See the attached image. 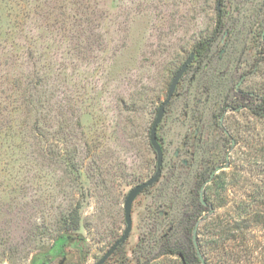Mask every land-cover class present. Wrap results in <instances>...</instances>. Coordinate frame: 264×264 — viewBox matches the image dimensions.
<instances>
[{
    "label": "rangeland",
    "instance_id": "rangeland-1",
    "mask_svg": "<svg viewBox=\"0 0 264 264\" xmlns=\"http://www.w3.org/2000/svg\"><path fill=\"white\" fill-rule=\"evenodd\" d=\"M263 29L264 0H0V264H33L61 235L46 264H97L121 238L191 54L156 129L161 176L102 264H200L190 223L206 264H264Z\"/></svg>",
    "mask_w": 264,
    "mask_h": 264
},
{
    "label": "water",
    "instance_id": "water-1",
    "mask_svg": "<svg viewBox=\"0 0 264 264\" xmlns=\"http://www.w3.org/2000/svg\"><path fill=\"white\" fill-rule=\"evenodd\" d=\"M264 36V29L262 32V38ZM194 55L191 54L190 57L180 66V68L176 71L175 75L173 76L168 92H167V98L165 99V101L159 106L156 116L151 124V128L149 131V143L153 149V151L155 152V156H156V166H155V172L154 174L145 182L134 186L127 194L125 200H124V204H123V212H124V222H125V229L123 232V235L121 236V238H119L114 244L113 246L106 252V254L98 261L97 264H102L107 257L115 250V248L118 245H122L126 238L129 236V233L131 231V206H132V202L134 201V199L146 188H149L151 186H153L158 179L161 176L162 173V165H163V153H162V149L157 141V135H156V129L158 124L161 122L163 114H164V108L165 106L168 104L169 100L171 99L176 85L178 83V81L180 80V78L182 77V75L185 73L187 66L189 65V63H191V61L193 60ZM243 78H241V80L237 83L236 85V90L238 89V86L241 84ZM226 136H229V133L227 131H224ZM235 142L234 140H231V146L234 147ZM228 160V156H226V163L223 166H216L214 168V170L210 173V176L208 178V180H206L202 186V188L200 189L199 192V201L201 202L202 206H207L206 202L203 200V187L210 183V181L213 179V177L215 176V174H217L218 172H220L221 170L225 169L228 165L227 163ZM213 212L212 208H210L209 210V214H211ZM207 217V215H205L203 217V219H205ZM196 229H197V225L193 228L192 231V243L196 252V256L197 259L200 261V264H206L205 260L203 259L200 250L198 248L197 242H196Z\"/></svg>",
    "mask_w": 264,
    "mask_h": 264
},
{
    "label": "trees",
    "instance_id": "trees-1",
    "mask_svg": "<svg viewBox=\"0 0 264 264\" xmlns=\"http://www.w3.org/2000/svg\"><path fill=\"white\" fill-rule=\"evenodd\" d=\"M211 40H207L202 42L199 46V52L202 50H208L209 46H210ZM261 104L258 107H255L253 109V113L254 115H259L264 111V98H260ZM206 202V201H205ZM201 204V202H200ZM202 205V204H201ZM191 228H192V224L190 223V225L188 226V228L186 229V235L188 237V244L190 245V255L192 256V258H194L196 260L197 256H196V252L193 250L192 244H191V240L189 239V233L191 232ZM221 230L224 231V226H221ZM238 230V228L234 227L232 229L231 225L226 224L225 226V237L223 240H228V239H233L234 238V231ZM69 242V236L67 235H61L58 236L53 244L51 245V247L49 248V250L47 252L44 253H39L36 255L35 260L33 261V264H46L48 258H55L57 256H60L62 254H64V249L66 247V245ZM223 241L221 242L220 245L222 244ZM171 253V252H169Z\"/></svg>",
    "mask_w": 264,
    "mask_h": 264
}]
</instances>
